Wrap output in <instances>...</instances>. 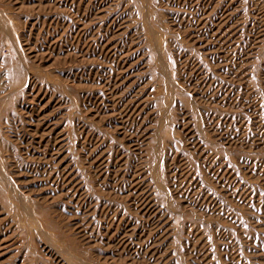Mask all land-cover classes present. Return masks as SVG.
<instances>
[{"label":"rangeland","instance_id":"1","mask_svg":"<svg viewBox=\"0 0 264 264\" xmlns=\"http://www.w3.org/2000/svg\"><path fill=\"white\" fill-rule=\"evenodd\" d=\"M0 264H264V0H0Z\"/></svg>","mask_w":264,"mask_h":264}]
</instances>
